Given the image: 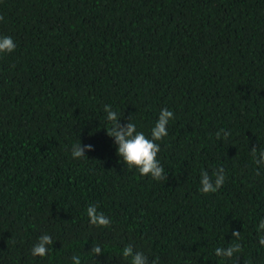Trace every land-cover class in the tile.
I'll return each instance as SVG.
<instances>
[{
  "label": "trees",
  "instance_id": "obj_1",
  "mask_svg": "<svg viewBox=\"0 0 264 264\" xmlns=\"http://www.w3.org/2000/svg\"><path fill=\"white\" fill-rule=\"evenodd\" d=\"M0 16L16 44L0 53V264H130L126 245L149 264H264V0H0ZM106 105L149 138L173 112L166 179L122 162ZM221 167L224 184L199 191ZM233 243L237 260L215 255Z\"/></svg>",
  "mask_w": 264,
  "mask_h": 264
},
{
  "label": "clouds",
  "instance_id": "obj_2",
  "mask_svg": "<svg viewBox=\"0 0 264 264\" xmlns=\"http://www.w3.org/2000/svg\"><path fill=\"white\" fill-rule=\"evenodd\" d=\"M3 16H0V20H3ZM16 44L10 36H0V53H11L15 50ZM107 113V121L110 122L111 127L106 129L107 135L115 137L117 144V155L122 157V162L128 167H135L140 175H150L155 180L166 179L164 168L161 166L157 155L160 151V146L157 141L162 140L167 133V125L169 120L173 118V112L167 108L162 109L159 114V118L151 129L150 138L142 131H137L136 125L131 121L126 126H121L119 123V114L112 111L110 105H106L104 108ZM223 131V130H221ZM217 139H220L221 132H217ZM230 133L224 132V138L226 139ZM89 150L91 146H87ZM85 148L81 146V143H77L72 147L73 158H84ZM259 151L260 158L257 159V152ZM253 159L256 164L264 165V149L257 150L256 148L251 149ZM225 182L224 169L217 168L213 171L212 175H209L207 171L201 173L200 189L202 193H214L216 192ZM87 216L90 224L96 227H108L111 223L110 219L106 217L102 212L97 210V206L89 205L86 209ZM258 242L261 246H264V219H261L258 224ZM232 236L237 240L240 239V232L233 231ZM53 245V240L47 233L38 237V241L31 249L32 256L44 257L48 255L50 249L49 246ZM242 251V246L239 243H233L228 247H217L215 249V255L222 257L226 260L237 258V253ZM90 254L93 256L103 254V250L100 245L93 244ZM122 257L127 259L130 258V264H149L148 258L138 251H134L131 245H126L122 249ZM72 264H81L79 256L72 257ZM151 264H158V258L151 261Z\"/></svg>",
  "mask_w": 264,
  "mask_h": 264
}]
</instances>
